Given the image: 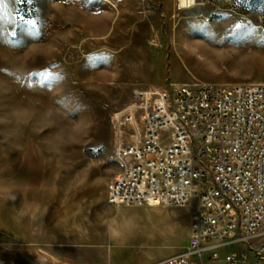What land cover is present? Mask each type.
Wrapping results in <instances>:
<instances>
[{
	"label": "rangeland",
	"instance_id": "rangeland-1",
	"mask_svg": "<svg viewBox=\"0 0 264 264\" xmlns=\"http://www.w3.org/2000/svg\"><path fill=\"white\" fill-rule=\"evenodd\" d=\"M193 82H264V0H0L1 209L44 201L62 262L77 242L73 263L93 264L120 208L111 114L137 86ZM133 206L154 261L184 249L193 204Z\"/></svg>",
	"mask_w": 264,
	"mask_h": 264
},
{
	"label": "built area",
	"instance_id": "built-area-1",
	"mask_svg": "<svg viewBox=\"0 0 264 264\" xmlns=\"http://www.w3.org/2000/svg\"><path fill=\"white\" fill-rule=\"evenodd\" d=\"M110 146L111 205H194L184 249L154 264H264V82L137 86Z\"/></svg>",
	"mask_w": 264,
	"mask_h": 264
},
{
	"label": "crops",
	"instance_id": "crops-1",
	"mask_svg": "<svg viewBox=\"0 0 264 264\" xmlns=\"http://www.w3.org/2000/svg\"><path fill=\"white\" fill-rule=\"evenodd\" d=\"M9 166L6 164L7 171ZM2 207L0 205V256L4 255L5 259L0 260V264H74L78 255L77 242L75 245L70 242L64 254L67 262H62V231L56 221V212L47 210L51 206L40 200L23 199L15 203L10 199L4 203L3 210ZM112 219L111 231L103 235L101 249L91 253L93 264H154L152 249L156 244L143 245V239L137 236V207H120ZM72 227L71 221L67 238L77 241L76 223ZM89 255L86 253L87 259Z\"/></svg>",
	"mask_w": 264,
	"mask_h": 264
},
{
	"label": "bare ground",
	"instance_id": "bare-ground-1",
	"mask_svg": "<svg viewBox=\"0 0 264 264\" xmlns=\"http://www.w3.org/2000/svg\"><path fill=\"white\" fill-rule=\"evenodd\" d=\"M189 5H193L195 3V0H187ZM182 3H184V0H181Z\"/></svg>",
	"mask_w": 264,
	"mask_h": 264
}]
</instances>
